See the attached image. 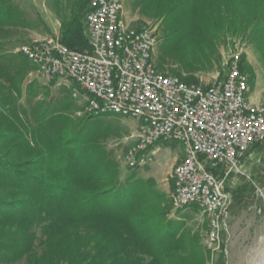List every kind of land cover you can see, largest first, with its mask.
Wrapping results in <instances>:
<instances>
[{"label":"trees","instance_id":"16d2710c","mask_svg":"<svg viewBox=\"0 0 264 264\" xmlns=\"http://www.w3.org/2000/svg\"><path fill=\"white\" fill-rule=\"evenodd\" d=\"M243 1L132 3L133 9L161 20L165 37L158 47V69L164 71L165 59L175 58L179 68L170 72L189 83L202 67L191 65L185 54L201 24L218 14L227 33L249 29L264 41V0ZM88 2L61 24L60 41L72 50H89L81 24ZM28 27L26 13L14 0H0V264L23 258L31 264H205L208 257L197 236L183 222L163 218L165 207L154 200L159 195L151 187L134 182L121 188L117 168L106 163L99 148L100 139L117 132L114 125L87 118L77 127L72 115L82 107L78 111L67 93L54 104L46 103L47 91L34 101L40 92L26 85V78L35 67L9 50L15 32ZM211 57L203 56L207 65ZM240 68L245 72L241 60ZM36 229L43 236L40 257L34 251ZM66 238L70 243L55 245Z\"/></svg>","mask_w":264,"mask_h":264},{"label":"built area","instance_id":"2783aa9c","mask_svg":"<svg viewBox=\"0 0 264 264\" xmlns=\"http://www.w3.org/2000/svg\"><path fill=\"white\" fill-rule=\"evenodd\" d=\"M83 24L89 50H72L55 35L15 53L35 67L45 86L69 85L85 117L134 122L132 143L121 158L126 170L152 166L160 142L181 145L170 175L172 203L202 211L208 221L205 246L214 253L232 199L226 186L244 176V159L264 143V107L250 102L240 55L212 83H185L156 69L157 38L125 22L123 0H89Z\"/></svg>","mask_w":264,"mask_h":264},{"label":"rangeland","instance_id":"374dc122","mask_svg":"<svg viewBox=\"0 0 264 264\" xmlns=\"http://www.w3.org/2000/svg\"><path fill=\"white\" fill-rule=\"evenodd\" d=\"M86 1L14 0L26 13L31 27L15 32L9 41V50L15 53V50L21 45L55 35L60 37L62 22L69 20L72 12H75L79 5ZM247 1L244 0L243 2L247 4ZM85 11L81 17L83 29ZM123 12L124 20L129 26L134 29L149 30L157 38L153 59L156 69L160 71L157 67L160 56L158 47L165 37L161 20L156 21L150 16L142 14L139 10L133 9L132 0H123ZM221 19L222 14H218L213 22H204L201 24V29L197 30L198 39L193 48H190L189 54H185V58L189 59L191 65L202 68L191 74L193 79L189 83L206 85L223 77L226 72L225 63L239 54L249 79L250 102L264 107V41L258 40L249 29H246L245 32L243 29L242 34L236 36L227 33ZM84 34L86 35L85 29ZM192 51L195 53L194 58ZM204 55L213 57H211L213 61L210 65H207L203 60ZM204 62L205 64L202 65ZM165 64L164 71H162L165 74L172 75L170 70L179 68L175 58H166ZM182 76L187 75L182 73ZM30 83L40 92L34 101H41L42 95L46 91L48 92L46 103L52 102L54 104L66 93L70 95L69 85H60L61 90L56 85L45 87L44 83L37 77L35 69L27 75L26 85ZM73 101L79 111L82 104ZM20 103L24 105L23 98ZM72 117L77 119V127L81 126L87 119L82 110L74 112ZM100 120L105 121L104 125L106 126L114 125V129L117 131L115 134H108L106 138L100 139L99 148L105 155L106 163L110 167L115 166L117 168L121 188L127 189L126 187L134 182H138L140 186L151 187L152 191L159 195L154 200H157L161 207H165L166 213L163 214V218L174 223L183 222L190 235L197 236L199 247H201L203 254L208 257L205 264H260L261 257L258 253L264 243V143L252 149L251 154L244 159L242 168L244 176L233 177L234 180L226 186V189L232 194V199L226 209L227 217L219 233V249L212 253L205 246L207 217L199 208H175L172 203L170 175L174 166L181 159V145L177 142H160L156 146L159 148V152L156 162L152 166L140 171H129L122 165L121 158L132 143V139L129 137L134 130V122L114 116H104ZM35 239L34 251L40 257L44 250L41 247L43 236L40 229L35 230ZM66 239L67 241L61 240L55 245L65 246L70 243V239ZM47 259L45 257L41 262H45ZM10 264H31V259L23 258Z\"/></svg>","mask_w":264,"mask_h":264},{"label":"bare ground","instance_id":"6f19581e","mask_svg":"<svg viewBox=\"0 0 264 264\" xmlns=\"http://www.w3.org/2000/svg\"><path fill=\"white\" fill-rule=\"evenodd\" d=\"M258 255L261 257L260 258V264H264V243H263V246H262L261 250L259 251Z\"/></svg>","mask_w":264,"mask_h":264},{"label":"crops","instance_id":"0c3cea01","mask_svg":"<svg viewBox=\"0 0 264 264\" xmlns=\"http://www.w3.org/2000/svg\"><path fill=\"white\" fill-rule=\"evenodd\" d=\"M51 85H56V84H51ZM51 85H49V86H45V87H50ZM56 86H60V85H56ZM181 157H182V155H181Z\"/></svg>","mask_w":264,"mask_h":264}]
</instances>
